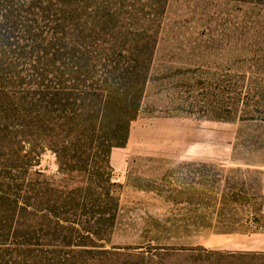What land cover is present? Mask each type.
<instances>
[{"label":"rangeland","instance_id":"374dc122","mask_svg":"<svg viewBox=\"0 0 264 264\" xmlns=\"http://www.w3.org/2000/svg\"><path fill=\"white\" fill-rule=\"evenodd\" d=\"M136 44L154 56L127 144L68 176L29 103ZM262 187L264 0H0V264H264Z\"/></svg>","mask_w":264,"mask_h":264},{"label":"trees","instance_id":"16d2710c","mask_svg":"<svg viewBox=\"0 0 264 264\" xmlns=\"http://www.w3.org/2000/svg\"><path fill=\"white\" fill-rule=\"evenodd\" d=\"M126 52L140 60L134 65L105 63L100 69L89 59L63 63L54 78L49 71L43 76L40 99L29 103L36 115L47 119L37 136H44L42 142L70 177L87 173L98 178L111 170L112 149L127 144L131 124L142 112L154 49L136 44ZM78 73L93 74L95 80L89 82ZM86 184L97 187L93 181Z\"/></svg>","mask_w":264,"mask_h":264},{"label":"crops","instance_id":"0c3cea01","mask_svg":"<svg viewBox=\"0 0 264 264\" xmlns=\"http://www.w3.org/2000/svg\"><path fill=\"white\" fill-rule=\"evenodd\" d=\"M262 194L264 196V187H262ZM260 215L262 219L264 220V204L260 210ZM253 242H248L247 247L248 250L250 251H257V252H264V231L259 232L258 234H254L253 237ZM250 237H247L248 240L251 239Z\"/></svg>","mask_w":264,"mask_h":264}]
</instances>
